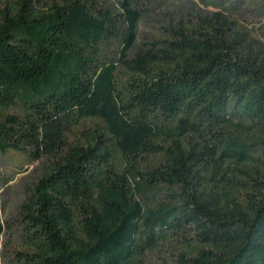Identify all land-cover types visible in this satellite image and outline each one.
Listing matches in <instances>:
<instances>
[{
  "label": "trees",
  "instance_id": "trees-1",
  "mask_svg": "<svg viewBox=\"0 0 264 264\" xmlns=\"http://www.w3.org/2000/svg\"><path fill=\"white\" fill-rule=\"evenodd\" d=\"M133 1L0 0V150L48 161L14 264H264V47L212 12L127 59Z\"/></svg>",
  "mask_w": 264,
  "mask_h": 264
},
{
  "label": "rangeland",
  "instance_id": "rangeland-1",
  "mask_svg": "<svg viewBox=\"0 0 264 264\" xmlns=\"http://www.w3.org/2000/svg\"><path fill=\"white\" fill-rule=\"evenodd\" d=\"M131 4L136 6L133 0ZM138 6L144 11L136 26L134 45L126 53L127 59L148 50L169 22L212 12L232 18L254 43L264 47V0H157ZM120 50L118 46L116 60ZM32 153L27 146L19 150H0V264H14L20 245L21 207L48 167L47 159L36 160ZM171 194V189L159 185L143 201L147 207L170 204ZM150 257L153 263H161L160 255L153 253ZM169 264H175V260H170Z\"/></svg>",
  "mask_w": 264,
  "mask_h": 264
}]
</instances>
